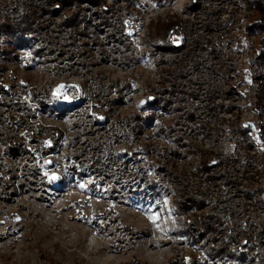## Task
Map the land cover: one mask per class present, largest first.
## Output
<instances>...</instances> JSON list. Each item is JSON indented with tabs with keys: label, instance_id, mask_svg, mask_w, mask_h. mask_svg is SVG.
Instances as JSON below:
<instances>
[{
	"label": "rangeland",
	"instance_id": "374dc122",
	"mask_svg": "<svg viewBox=\"0 0 264 264\" xmlns=\"http://www.w3.org/2000/svg\"><path fill=\"white\" fill-rule=\"evenodd\" d=\"M101 1L114 26L74 3L83 42L50 39V59L18 50L0 72V264H264V35L246 29L259 18L254 5ZM172 22L181 32L169 43L181 44L188 62L212 65L213 108L204 67L190 71L193 63L182 91L196 99L171 104V116L163 108L160 90L174 78L157 35ZM37 102L22 118L32 128H20L18 109ZM177 109L197 121L182 123ZM136 115L178 120L177 135L121 129ZM208 160L213 185L195 171ZM202 219L214 221L210 230L195 227Z\"/></svg>",
	"mask_w": 264,
	"mask_h": 264
},
{
	"label": "trees",
	"instance_id": "16d2710c",
	"mask_svg": "<svg viewBox=\"0 0 264 264\" xmlns=\"http://www.w3.org/2000/svg\"><path fill=\"white\" fill-rule=\"evenodd\" d=\"M250 2L254 5L257 15L259 16L258 20L251 19L247 26V32L252 33L257 36L264 35V0H250ZM76 3L78 5H83L82 8L87 9L85 5H90L94 7L95 16H99L102 18L103 25L107 27H112L114 25L111 24L110 18H108L107 8L104 7V4L101 0H0V72L6 71L5 64L16 60L18 57L16 52L18 50L28 49L31 51L34 57L42 58L43 56H47V59L52 58V52L49 51L50 42L52 39L54 41L55 46L60 47H69L66 45V41L71 42H83L86 39V34L84 30L80 27L82 21L78 17V13L72 8V5ZM75 12H70V10ZM123 15V14H122ZM54 18H58L60 20L59 24L55 25ZM119 22L124 21V17L120 16L117 18ZM51 28V29H50ZM181 32L180 23L172 22L168 25H164L158 31V38L160 45V52L162 54H166L168 56L167 63L169 67L172 69V77L174 80L169 84V87L160 90V96L162 101H164V109L168 115H173V110L169 109L171 104H176L177 108H180L182 103L184 102V98H190L191 100H195L196 97H193L192 93H184L182 89L186 86L187 77L185 75V69L188 68L190 63L193 61H187L189 58V54L184 50L181 44L176 45L169 43L174 37L179 35ZM63 44V45H62ZM70 44V43H69ZM93 45V43L91 44ZM71 46V45H70ZM79 47H76V49ZM205 48V47H204ZM79 50V49H78ZM207 53V51H205ZM217 52L218 51L217 49ZM81 54V51H79ZM255 59H262V55H255ZM207 59L201 64L194 65V63L190 66V71L197 72L199 68L204 67L203 76L208 81L207 86L209 87L207 100L211 103V108L214 107V102L218 97L217 92L218 89L212 87V83H209V80H213L215 72L212 69V65L207 64ZM187 89V87H186ZM107 90V88H106ZM112 93L110 91L106 92L104 98H108ZM216 94V95H215ZM186 96V97H184ZM31 97L36 98V95L33 93ZM173 98L172 99L169 98ZM119 99H110L108 103L114 106L116 103L118 104ZM38 107L32 109H18V113L20 116L14 117L20 121V128H32L31 126H25L26 121L23 119H30V116H34L35 113L42 105L41 102H37ZM113 103V104H112ZM166 106V107H165ZM5 107V112L7 115L10 114V110L8 106L3 105ZM44 107V106H43ZM76 108V107H72ZM168 108L170 112L168 111ZM6 109H8L6 111ZM175 112H180L181 114L176 117V119L181 120L182 123L192 126V122H196L195 117H193V113H187L185 109H177ZM15 115H9V118H13ZM131 122L126 121V126L121 127L124 131L128 130L131 134H138L142 129H146L152 131L154 136L161 137L163 134H166L168 137L172 138L177 135L176 125L178 120L173 119L169 125H166L161 122H157L158 120L154 118L153 115H136L130 118ZM241 135L245 136V141H248L246 136V126L239 125L238 127ZM42 132V131H39ZM38 132V133H39ZM43 134V133H40ZM118 159V158H116ZM115 160V159H114ZM113 160V162H115ZM201 169H195L196 174L199 172L206 173V178L209 181H212V185L216 184L217 177L215 171L217 167L212 165L210 161H202ZM195 174V178L197 177ZM150 182H154L150 180ZM196 183L193 181L191 188H195L194 198H198V195L201 196V191L199 190V186L195 185ZM258 190H252V192L246 193L250 199L255 198L254 192ZM260 191V190H259ZM200 198V197H199ZM216 200V199H215ZM198 210L201 209L202 203L198 200L195 201ZM213 208V207H212ZM215 209V208H214ZM213 209V210H214ZM218 212L215 213L212 219L214 221L219 222ZM179 216L183 219V228L188 230L189 224L188 219L186 217V212L179 211ZM202 217V216H201ZM213 221V222H214ZM213 222L210 224L202 220H196L195 227L200 228L203 231L210 230L209 228L213 225ZM210 225V227H209ZM189 233V231H188ZM216 243V240H212V245ZM227 246V245H226ZM220 247V246H219ZM217 247V249L219 248ZM223 246L219 248L218 251H221Z\"/></svg>",
	"mask_w": 264,
	"mask_h": 264
},
{
	"label": "snow or ice",
	"instance_id": "6c2138e0",
	"mask_svg": "<svg viewBox=\"0 0 264 264\" xmlns=\"http://www.w3.org/2000/svg\"><path fill=\"white\" fill-rule=\"evenodd\" d=\"M52 179H56V177H55V176H53V177H52Z\"/></svg>",
	"mask_w": 264,
	"mask_h": 264
}]
</instances>
